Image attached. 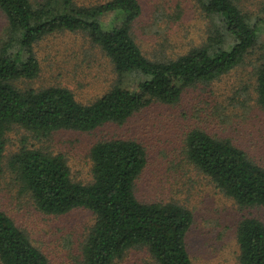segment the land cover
I'll list each match as a JSON object with an SVG mask.
<instances>
[{
    "label": "trees",
    "instance_id": "obj_1",
    "mask_svg": "<svg viewBox=\"0 0 264 264\" xmlns=\"http://www.w3.org/2000/svg\"><path fill=\"white\" fill-rule=\"evenodd\" d=\"M213 30L206 43L175 58H150L131 34L137 0L78 6L74 0H0L7 37L0 46V167L13 127L39 140L58 130L88 132L122 123L152 101L175 103L185 88L220 78L258 43L259 18L251 20L234 0H197ZM110 14L112 21L104 25ZM56 30L83 31L109 57L116 82L89 103L62 86L20 88L39 73L33 44ZM256 100L264 109V42L255 69ZM187 160L241 207L264 209V167L227 137L193 128L184 138ZM92 181L71 176L61 153L23 144L8 165L22 191L46 214L85 208L94 214L81 246L80 264H114L142 248L155 264H193L186 246L192 212L175 201L142 202L135 194L147 155L135 139L110 138L90 148ZM238 264H264V223L243 217L236 228ZM0 264H50L14 220L0 209Z\"/></svg>",
    "mask_w": 264,
    "mask_h": 264
},
{
    "label": "rangeland",
    "instance_id": "obj_2",
    "mask_svg": "<svg viewBox=\"0 0 264 264\" xmlns=\"http://www.w3.org/2000/svg\"><path fill=\"white\" fill-rule=\"evenodd\" d=\"M106 1L74 0L78 6ZM137 1L141 12L133 21L131 34L150 58H175L206 43L213 30L197 0ZM234 1L251 20L260 19L262 31L253 51L220 78L185 88L175 103L152 101L122 123L109 122L88 132L58 130L36 140L20 127L8 131L0 167V209L43 251L50 264H80L81 246L94 223V214L85 208L64 214L40 211L19 189L8 165L10 156L23 144L61 153L72 178L87 183L92 181L90 148L110 138L135 139L145 149L147 163L135 185L140 201H175L192 212L185 239L193 264H238V222L253 216L264 223V209L239 206L183 152L187 132L199 128L231 139L264 167V109L255 91V69L264 42V0ZM111 21L110 14L104 16V25ZM7 32V20L0 10V46ZM33 51L39 73L32 79L18 80L20 88L62 86L78 101L89 103L116 82L109 57L83 31H53L36 41ZM114 264L155 263L145 249L132 248Z\"/></svg>",
    "mask_w": 264,
    "mask_h": 264
}]
</instances>
